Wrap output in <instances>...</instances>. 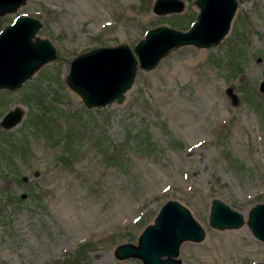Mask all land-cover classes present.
I'll return each mask as SVG.
<instances>
[{
    "label": "rangeland",
    "instance_id": "obj_1",
    "mask_svg": "<svg viewBox=\"0 0 264 264\" xmlns=\"http://www.w3.org/2000/svg\"><path fill=\"white\" fill-rule=\"evenodd\" d=\"M193 1L157 15L154 0H25L0 16V29L17 14L38 19L36 36L55 49L19 88L0 90V120L15 106L24 112L0 127V264H140L115 259L114 248L135 244L167 199L205 232L180 244L181 264L264 260V243L245 224L207 222L213 198L241 214L264 202V0L237 1L216 45L181 46L149 71L137 67L119 103L86 108L62 79L79 53L132 48L158 25L186 30ZM41 114L70 128L67 160L66 138L36 131Z\"/></svg>",
    "mask_w": 264,
    "mask_h": 264
},
{
    "label": "water",
    "instance_id": "obj_2",
    "mask_svg": "<svg viewBox=\"0 0 264 264\" xmlns=\"http://www.w3.org/2000/svg\"><path fill=\"white\" fill-rule=\"evenodd\" d=\"M242 1V0H238ZM25 0H0V16L16 12ZM197 13L185 31L158 25L145 31L132 48L126 44L95 47L77 54L62 79L75 92L86 108H100L119 103L133 83L137 67L149 71L170 51L185 45L209 48L229 31L237 0H194ZM182 0H154L157 15L178 13ZM38 19L17 14L0 30V90L19 88L42 65L55 57L52 43L36 36ZM259 90L264 92V81ZM24 115L19 106L4 113L2 129H11ZM208 225L217 230L236 229L246 225L251 235L264 243V202L254 203L242 214L219 198L210 201ZM205 235L203 228L189 211L175 199L165 200L152 222L146 224L134 243H121L114 248L117 260L136 259L140 264H181L179 247L184 241L197 243ZM253 264H264L258 261Z\"/></svg>",
    "mask_w": 264,
    "mask_h": 264
},
{
    "label": "trees",
    "instance_id": "obj_3",
    "mask_svg": "<svg viewBox=\"0 0 264 264\" xmlns=\"http://www.w3.org/2000/svg\"><path fill=\"white\" fill-rule=\"evenodd\" d=\"M189 26V25H188ZM187 26V27H188ZM261 113V117H264V110L262 111V112H260ZM35 116V115H34ZM34 116H31L29 119L31 120L30 122L32 123V124H34L33 123V118H34ZM36 119H38V120H40V122L41 121H43V122H41L40 124H34L35 125V129H36V131L37 132H40V133H42V134H46L45 136L47 137V138H50V137H52V136H54L55 134H59L61 137H63V138H66L67 139V136H69V130H70V128H65L64 130L63 129H61L60 128V126H58V125H56V123H54V124H52V122H53V120H48V118L47 117H45V119L43 118V115L41 114V115H39V116H36ZM48 121H50V123L48 122ZM17 146H16V149L18 150V149H20V150H24V149H26V146H27V144H26V141L24 140V142H18L17 144H16ZM13 146V145H12ZM69 146H71V143L69 142V140L67 139L66 140V143H65V147H64V155H66V157H61L62 159L61 160H67L68 159V154H69V150H70V147ZM14 147V146H13ZM12 147V148H13ZM13 150V149H12ZM14 151V150H13ZM15 152V151H14ZM68 156V157H67Z\"/></svg>",
    "mask_w": 264,
    "mask_h": 264
},
{
    "label": "bare ground",
    "instance_id": "obj_4",
    "mask_svg": "<svg viewBox=\"0 0 264 264\" xmlns=\"http://www.w3.org/2000/svg\"><path fill=\"white\" fill-rule=\"evenodd\" d=\"M242 216H243V218H245V216H246V212H244V213L242 214Z\"/></svg>",
    "mask_w": 264,
    "mask_h": 264
}]
</instances>
